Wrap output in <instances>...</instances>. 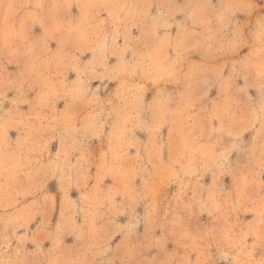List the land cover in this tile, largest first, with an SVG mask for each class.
Instances as JSON below:
<instances>
[{
    "label": "clouds",
    "instance_id": "clouds-1",
    "mask_svg": "<svg viewBox=\"0 0 264 264\" xmlns=\"http://www.w3.org/2000/svg\"><path fill=\"white\" fill-rule=\"evenodd\" d=\"M0 264H264V0H0Z\"/></svg>",
    "mask_w": 264,
    "mask_h": 264
},
{
    "label": "rangeland",
    "instance_id": "rangeland-1",
    "mask_svg": "<svg viewBox=\"0 0 264 264\" xmlns=\"http://www.w3.org/2000/svg\"><path fill=\"white\" fill-rule=\"evenodd\" d=\"M36 31H37V33H39V29H37ZM53 47H55V45H53ZM113 62H114V61H113ZM70 78H73V77H70ZM97 83H98V82H97ZM93 86L95 87L96 85L94 84ZM61 107H62V105H61ZM12 135H13V137H14L15 134H12ZM141 138L143 139L144 137L141 136ZM247 138H248V137H246V139H247ZM54 150H55V146L53 147V151H54ZM205 182L207 183L208 181L206 180ZM230 183H231V182H230L229 179H226V180H225V184H226V185H229V186H230ZM73 198H76V193H75V192L73 193ZM138 211H141V212H142V209H138ZM249 218H250V217H249ZM205 219H206V218H205ZM121 222H122V223L124 222V218L121 219ZM33 227H34V226H33ZM68 242L70 243L71 241L69 240ZM46 247H47V245H46Z\"/></svg>",
    "mask_w": 264,
    "mask_h": 264
}]
</instances>
